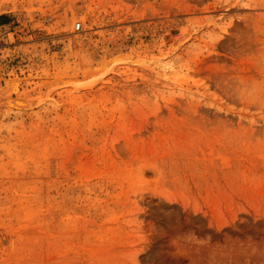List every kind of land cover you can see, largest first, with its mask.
Masks as SVG:
<instances>
[{
    "label": "rangeland",
    "instance_id": "obj_1",
    "mask_svg": "<svg viewBox=\"0 0 264 264\" xmlns=\"http://www.w3.org/2000/svg\"><path fill=\"white\" fill-rule=\"evenodd\" d=\"M0 264H264V0H0Z\"/></svg>",
    "mask_w": 264,
    "mask_h": 264
},
{
    "label": "built area",
    "instance_id": "obj_2",
    "mask_svg": "<svg viewBox=\"0 0 264 264\" xmlns=\"http://www.w3.org/2000/svg\"><path fill=\"white\" fill-rule=\"evenodd\" d=\"M80 26H81V23L80 22H76L75 25H74V28L76 30H78L80 28Z\"/></svg>",
    "mask_w": 264,
    "mask_h": 264
}]
</instances>
